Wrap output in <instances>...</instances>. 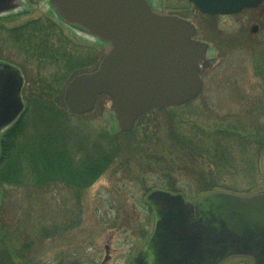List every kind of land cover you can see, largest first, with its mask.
<instances>
[{
  "label": "water",
  "instance_id": "water-1",
  "mask_svg": "<svg viewBox=\"0 0 264 264\" xmlns=\"http://www.w3.org/2000/svg\"><path fill=\"white\" fill-rule=\"evenodd\" d=\"M17 1L0 0V13L17 8ZM49 1L64 23L112 46L98 70L67 85L64 101L73 114L92 112L105 94L118 129L131 132L147 111L178 108L203 91L199 71L208 46L193 39L190 22L155 13L148 0ZM189 1L211 15L239 13L263 2ZM23 87L21 71L0 62V133L25 110ZM146 202L154 211L155 229L133 264H221L234 256L264 264V193L214 192L194 203L182 194L155 190Z\"/></svg>",
  "mask_w": 264,
  "mask_h": 264
},
{
  "label": "rangeland",
  "instance_id": "rangeland-1",
  "mask_svg": "<svg viewBox=\"0 0 264 264\" xmlns=\"http://www.w3.org/2000/svg\"><path fill=\"white\" fill-rule=\"evenodd\" d=\"M148 1L158 14L183 16L203 30L218 28L224 32L245 29L249 20L248 28H251V20L264 9L263 6L245 13L238 18L237 23L236 18H208L188 0ZM42 16L56 21L73 41L96 47L97 56L92 62L94 70L99 69L103 58L111 50L110 45L60 22L48 0H23L22 8L0 15V61L18 67L23 73L26 82L22 96L27 105L28 97L36 90L35 84L40 79V73L35 65L27 68L19 65L21 61L15 50L2 44L6 37L4 29L20 26ZM228 52L229 56L222 59L218 66L226 83L216 84L215 70H203V93L197 100L174 110L185 120L207 129L241 123V128L247 127L251 131L255 121L264 126V96L258 73L259 59L256 57L264 53V25L258 35L250 33L249 42L245 43V60L242 61L243 46ZM237 53L238 58L232 56ZM67 84L63 87V103ZM235 89L237 93H234ZM111 105L109 97H101L95 110L83 116L73 115L67 107H62L68 111V116L62 120L66 133L76 129L82 135H89L91 140H97L108 131L116 136L122 148L117 163L94 184L82 190L54 183L38 186L27 182L22 187L0 184L4 190L3 211L0 213V228L3 231L0 234L3 241L0 250L7 249L15 255L13 264H103L108 256V245L113 250L116 248V251L110 252L114 261L108 264H126L128 252L132 250L129 244L131 241L137 244L139 236L134 234L126 241L125 233L116 222L124 218L148 219L150 208L146 197L158 189L156 184L165 181L162 178L165 173L161 169L150 170L141 166L146 162L147 153L159 149V145L151 143L141 146L142 138L138 132L142 126L141 120L132 133L120 132L110 112ZM157 132L161 145H166V130L159 127ZM260 169L264 175V153ZM178 175L176 172L172 177L181 180L176 178ZM184 180L187 181L185 177ZM193 188L196 187L193 185ZM257 191L264 192V183ZM204 195L193 190L189 200L196 202ZM115 225L117 228L113 231ZM252 263L249 258L237 256L222 264Z\"/></svg>",
  "mask_w": 264,
  "mask_h": 264
},
{
  "label": "trees",
  "instance_id": "trees-1",
  "mask_svg": "<svg viewBox=\"0 0 264 264\" xmlns=\"http://www.w3.org/2000/svg\"><path fill=\"white\" fill-rule=\"evenodd\" d=\"M4 32L2 44L15 50L20 66H37L40 79L28 97L26 111L0 139V184L22 187L27 182L38 186L54 183L77 190L87 188L122 154L116 136L108 131L97 140L76 129L64 131L62 120L68 111L62 108L66 107L63 87L77 75L94 71L96 48L73 41L56 21L45 16ZM140 120L141 146L159 145L147 153L141 165L164 170L165 181L156 188L191 199L193 190L197 194L252 195L264 183L260 169L264 126L256 121L251 131L241 128V123L207 129L185 120L174 109L149 111ZM159 127L166 130V145L159 142ZM176 172L181 180L172 177ZM0 264H13V257L0 256Z\"/></svg>",
  "mask_w": 264,
  "mask_h": 264
},
{
  "label": "flooded vegetation",
  "instance_id": "flooded-vegetation-1",
  "mask_svg": "<svg viewBox=\"0 0 264 264\" xmlns=\"http://www.w3.org/2000/svg\"><path fill=\"white\" fill-rule=\"evenodd\" d=\"M22 1V0H21ZM264 6V1L256 8H249L244 9L240 13L236 14H230V15H207L202 12H199L208 17V18H236L238 23V18L245 15V13H248L250 11H256ZM262 11V12H261ZM260 13H258V16L253 18L251 20V28H248V24L245 25V29L239 28L237 31H223L222 29L218 28H211L206 30H203L196 24L197 32L195 35V40L199 42H203L208 45L205 61L202 65V68L200 69V76L202 78V72L206 69H213L215 70L214 76H215V82L216 84L219 83H226V80L222 78L223 72L218 71L222 59L227 58L229 56V50L234 49L235 47H241L243 46V55H242V61L245 60V43L249 42L250 33L253 35H258L260 29L264 25V9H262ZM182 18H185L189 20L186 17L179 16ZM190 21V20H189ZM192 22V21H191ZM240 23V22H239ZM242 25L244 23H241ZM237 54H233L232 56H237ZM257 59H259L258 64V73L260 80L262 82V93L264 96V53H260L256 55ZM221 59V61H219ZM205 64L207 67H205ZM245 65V63H243ZM218 71V72H217ZM203 79V78H202ZM234 93H237L236 89L234 90ZM3 196H4V190L0 185V213L3 211ZM148 212V219L143 220H136L131 218H124V219H118L116 222V225L120 227V230L125 233L126 241H128L134 234L139 236V240L137 244H132V241L129 245H132V250L128 252V258L125 260L126 264H133V260L135 257L139 254V252L145 247L146 243L148 242L149 238L154 232V226H155V220H154V213L151 207H149ZM120 222V223H119ZM114 226L113 231L117 228V226ZM3 231L0 228V234H2ZM113 238V235H111ZM106 250L108 252V256L106 257L103 264H108V262H113L114 258L110 255V252L116 251V248L114 250L111 248L110 245L106 247ZM0 256H12L15 257V255L9 251H0Z\"/></svg>",
  "mask_w": 264,
  "mask_h": 264
}]
</instances>
